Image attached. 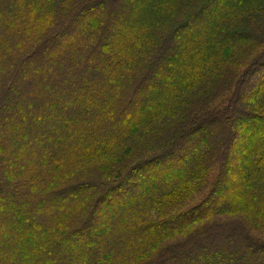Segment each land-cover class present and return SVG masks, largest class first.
<instances>
[{"label":"trees","instance_id":"trees-1","mask_svg":"<svg viewBox=\"0 0 264 264\" xmlns=\"http://www.w3.org/2000/svg\"><path fill=\"white\" fill-rule=\"evenodd\" d=\"M159 2L0 0V264H264V0Z\"/></svg>","mask_w":264,"mask_h":264},{"label":"rangeland","instance_id":"rangeland-1","mask_svg":"<svg viewBox=\"0 0 264 264\" xmlns=\"http://www.w3.org/2000/svg\"><path fill=\"white\" fill-rule=\"evenodd\" d=\"M160 2H159V4L157 5V6H159V5H161L162 4V0H159ZM239 2H240V0H239ZM155 3V2H154ZM156 5V4H155ZM212 6V5H211ZM156 9V7L155 8H153V9H151V13H152V10L154 11ZM186 19H188V17H186ZM260 24L261 23H264V19L261 21V22H259ZM247 24L246 23H243L242 24V26H246ZM259 45V44H258ZM261 45V44H260ZM261 47V46H260ZM264 47V44H262V48ZM165 54L166 53H163V51H159V53H158V55H160V56H165ZM159 56V57H160ZM169 59V58H168ZM167 59V60H168ZM166 60V61H167ZM165 61V62H166ZM162 62H164V61H162ZM234 69H235V67H234ZM263 70H264V67H261V72H259V74L257 73L256 75H255V78H259L260 77V74H262L263 73ZM254 78V79H255ZM261 81V80H260ZM256 85V84H255ZM255 85H254V83L252 84H248L247 86H246V88H250L251 90L255 87ZM207 89V87H205L202 91H199V92H203L204 93V91ZM199 92H195V93H193V94H190L189 95V97H188V99L189 100H192V103L191 104H189L188 105V107H189V109H195V108H197L201 103H202V99H200L199 98ZM155 95H156V93H154ZM205 94H208V92H205ZM243 94H244V92H243ZM264 98V96H260L259 98H258V101H259V103L261 104V102H262V99ZM229 99V95H224V96H221L219 99H217L215 102H214V104H213V106L214 107H222V106H224V105H226V103H227V100ZM264 100V99H263ZM202 110H203V108H199L196 112H202ZM188 117H190V116H186V115H184V114H178V115H176V116H174V118H172L171 120L173 121V122H177V123H174L173 124V126H172V128L170 129V131H168L167 130V126H168V122H166L164 125H163V123L162 122H157V128H155V129H151L150 128V130H153L154 131V133L153 134H150L149 135V137L146 139V137H145V135L144 136H141V137H138V138H135L134 140H137V141H129L130 142V144H129V142H127L124 146H122V147H125L126 145V149H127V151H126V153L127 154H132V153H134L135 151H140V149H142V150H146V146L147 147H149V145H148V143L150 142L151 143V145L152 144H155V145H157V144H159L160 143V141L162 142V141H164L165 139H167L168 137H172V131L174 130V127H176V125H178V127L180 128V127H182V123L188 118ZM165 128V129H164ZM178 128V129H179ZM165 130H166V132H165ZM180 130V129H179ZM239 131H243L242 130V128L240 127L239 128ZM146 134H147V132H146ZM229 134V133H228ZM170 137V138H171ZM160 138V139H159ZM169 138V139H170ZM230 138H231V134H230ZM159 139V140H158ZM147 140V141H146ZM242 140L240 139V137H237V136H235V137H233V143H234V146H238V144L241 142ZM229 153H230V155L231 154H233V151H229ZM166 161V167L167 168H170V167H172V168H174L175 167V165H176V162H174V160L172 159V158H170V159H166L165 160ZM231 163H233V162H231ZM234 165V163L232 164V166ZM154 170L155 169H157V168H160V165L157 163L154 167ZM160 169H162V168H160ZM146 168H144L141 172L140 171H138V173L135 175V177H134V182H136L137 181V179L138 178H140L142 175L141 174H145V176H146ZM213 171V170H212ZM148 173V172H147ZM149 174V173H148ZM215 176H216V173H212L211 172V176H210V181H213L214 180V178H215ZM146 178V177H145ZM205 193L206 192H204L202 195H199V196H190L187 200H186V206L189 208V207H192L194 204H196L199 200H201L204 196H205ZM122 196V194H118L117 196ZM245 216L243 215L242 216V218H244ZM222 218H225L224 220H226V219H228V217H222ZM254 233V235L255 236H259V237H262L263 239H264V223H262V224H257V228H256V230H255V232H253ZM224 234V233H223ZM236 234V236H238V235H240L239 234V232H237V233H234V235ZM234 235H232V238H234L235 236ZM250 235L252 236V234H251V231H250ZM223 239V238H222ZM227 239V238H226ZM226 239H223V240H225L226 241ZM229 240L230 239H228L227 241L229 242ZM231 241V240H230Z\"/></svg>","mask_w":264,"mask_h":264}]
</instances>
